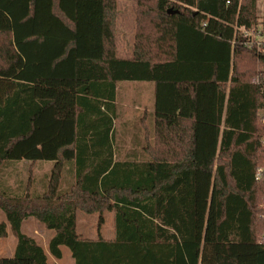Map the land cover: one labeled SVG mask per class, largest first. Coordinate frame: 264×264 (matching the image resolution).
Masks as SVG:
<instances>
[{
  "label": "trees",
  "instance_id": "1",
  "mask_svg": "<svg viewBox=\"0 0 264 264\" xmlns=\"http://www.w3.org/2000/svg\"><path fill=\"white\" fill-rule=\"evenodd\" d=\"M256 3L152 0L123 60L115 0H0V164L53 163L41 196L0 195L16 239L0 264H48L21 232L31 217L54 232L49 254L66 247L74 264H264V58L243 35ZM121 82L154 85L142 160L115 159ZM78 211L112 212L114 238H79Z\"/></svg>",
  "mask_w": 264,
  "mask_h": 264
},
{
  "label": "rangeland",
  "instance_id": "2",
  "mask_svg": "<svg viewBox=\"0 0 264 264\" xmlns=\"http://www.w3.org/2000/svg\"><path fill=\"white\" fill-rule=\"evenodd\" d=\"M152 0H115V6L112 14L115 16L114 25V42L116 44V57L127 60L132 57L133 44L136 33L139 32V22L137 14H153L148 10ZM245 70L246 68H242ZM128 87V93L131 94L134 85L120 83L118 94L119 102H130L129 98L122 97ZM150 84V83H149ZM152 85V84H150ZM263 116V112L258 113ZM120 127L115 123V136H118ZM139 130V128H136ZM52 162H5L0 164V195L19 197L26 194L28 190L32 197L41 196L45 193L47 182L52 169ZM259 173L258 182L263 183L260 201L257 204V219L263 220L262 228L256 227V237L259 241L264 242V166L257 170ZM28 182L30 187L28 188ZM73 183V176L67 169H64L59 189L67 190ZM27 189V190H26ZM102 221L99 223V214H86L82 211L76 213V233L83 240H96L98 237L104 240L112 239L114 236V219L112 212H104L101 215ZM0 223L6 224L7 235L0 238V259H9L12 257L16 245V239L13 236L5 216L0 210ZM21 232L34 239L40 245L47 256L48 264H74L70 251L62 247V257L59 260L54 259L48 252V242L54 235L53 231L47 230L35 218H28L21 225Z\"/></svg>",
  "mask_w": 264,
  "mask_h": 264
},
{
  "label": "crops",
  "instance_id": "3",
  "mask_svg": "<svg viewBox=\"0 0 264 264\" xmlns=\"http://www.w3.org/2000/svg\"><path fill=\"white\" fill-rule=\"evenodd\" d=\"M133 51V50H132ZM122 83V82H121ZM124 83V82H123ZM129 85H134L131 94L128 93V87L124 86L121 89H126L122 97L129 98L130 102H119L118 94L120 92L119 84L116 89V118L114 120L120 127L118 136H114L113 149L116 154V160L136 159L142 160L145 158V135L143 127H147L150 133L154 131V85L149 82H125ZM139 128V130H136ZM117 132V131H116ZM153 137H148V142H152ZM114 238V236H113ZM112 238V239H113ZM108 239V240H112ZM62 251V249H61Z\"/></svg>",
  "mask_w": 264,
  "mask_h": 264
},
{
  "label": "built area",
  "instance_id": "4",
  "mask_svg": "<svg viewBox=\"0 0 264 264\" xmlns=\"http://www.w3.org/2000/svg\"><path fill=\"white\" fill-rule=\"evenodd\" d=\"M255 20V24L251 29L243 31V35L246 38L245 44L250 47H255L257 53L264 58V0H257ZM256 83H260L259 78L256 80ZM261 92L264 95V82L261 84ZM261 112L264 113V108ZM261 117L264 123V115ZM259 175V173H256L257 179Z\"/></svg>",
  "mask_w": 264,
  "mask_h": 264
}]
</instances>
